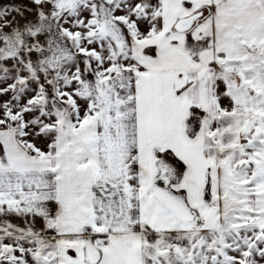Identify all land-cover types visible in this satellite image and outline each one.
<instances>
[{"label": "snow or ice", "instance_id": "1", "mask_svg": "<svg viewBox=\"0 0 264 264\" xmlns=\"http://www.w3.org/2000/svg\"><path fill=\"white\" fill-rule=\"evenodd\" d=\"M31 4L0 7V264H264V0Z\"/></svg>", "mask_w": 264, "mask_h": 264}, {"label": "crops", "instance_id": "2", "mask_svg": "<svg viewBox=\"0 0 264 264\" xmlns=\"http://www.w3.org/2000/svg\"><path fill=\"white\" fill-rule=\"evenodd\" d=\"M5 5H15L21 8L22 10L24 9L25 6L29 8L32 7L31 0H0V7H3ZM23 15L24 17L31 18V13L27 11H23ZM10 19H14L19 22L21 21V16L16 13H13ZM10 219L12 220L13 223L20 224L22 226V221H20L19 219L17 218H10Z\"/></svg>", "mask_w": 264, "mask_h": 264}]
</instances>
